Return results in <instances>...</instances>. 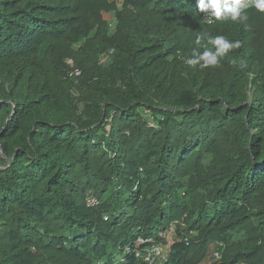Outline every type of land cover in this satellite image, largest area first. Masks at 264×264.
I'll list each match as a JSON object with an SVG mask.
<instances>
[{"label":"trees","instance_id":"16d2710c","mask_svg":"<svg viewBox=\"0 0 264 264\" xmlns=\"http://www.w3.org/2000/svg\"><path fill=\"white\" fill-rule=\"evenodd\" d=\"M245 13L0 0V264H149L155 246L202 264L211 245L213 264H264V13ZM218 35L240 47L187 64Z\"/></svg>","mask_w":264,"mask_h":264},{"label":"clouds","instance_id":"9594fccd","mask_svg":"<svg viewBox=\"0 0 264 264\" xmlns=\"http://www.w3.org/2000/svg\"><path fill=\"white\" fill-rule=\"evenodd\" d=\"M254 6L255 9L264 13V0H197V7L202 12L210 13L216 19L247 20V14H242V10ZM197 39V43H200ZM208 43L215 47V51L205 49L202 53L194 50L192 58L186 62L190 66L200 65L202 68L216 66L219 58L226 55L230 50L240 47L239 41H229L223 35L208 37ZM203 62V63H201ZM107 218V217H105Z\"/></svg>","mask_w":264,"mask_h":264},{"label":"rangeland","instance_id":"374dc122","mask_svg":"<svg viewBox=\"0 0 264 264\" xmlns=\"http://www.w3.org/2000/svg\"><path fill=\"white\" fill-rule=\"evenodd\" d=\"M118 6L121 9L122 8V3L119 2L118 3ZM109 20H110L109 21V24H110V32H111V34H113L115 32V28L117 26V21H116L115 15L112 14L110 16V19ZM68 62H71V61H68ZM108 62H109V58L107 56H105L103 58V60H102V63L103 64H107ZM216 246L217 245H211L209 247V249L206 252L205 257H204V259L202 261V264H213V263H216V262L221 263L222 254L221 253H220L221 255L218 254L219 251L217 250V247ZM164 249H165L164 250L165 253H164L163 257H161L160 259H156L155 260V263L160 262L161 260H164L163 259L164 257L166 258L167 254H168V247H164Z\"/></svg>","mask_w":264,"mask_h":264},{"label":"built area","instance_id":"2783aa9c","mask_svg":"<svg viewBox=\"0 0 264 264\" xmlns=\"http://www.w3.org/2000/svg\"><path fill=\"white\" fill-rule=\"evenodd\" d=\"M249 2H250V0H249ZM251 7V6H250ZM249 8V7H248ZM245 10V9H244ZM243 11V10H242ZM70 65H72V69H71V71H70V74H69V76L71 77V78H79V77H81V75H82V72H81V70L80 69H78V68H75L74 67V65H73V63H72V61L71 62H68ZM140 244H142V242H140ZM187 244H189V243H187ZM221 247H224L222 244H221ZM164 247L163 246H155L152 250H150V251H148L146 254H145V258H144V260L147 262V263H149V264H155V260L156 259H160L161 257H163V255H164ZM219 255H221L220 254V252L218 253ZM163 259H165V257L163 258Z\"/></svg>","mask_w":264,"mask_h":264}]
</instances>
